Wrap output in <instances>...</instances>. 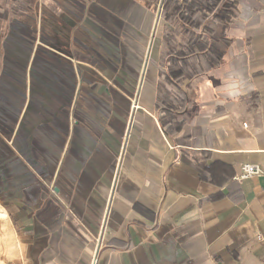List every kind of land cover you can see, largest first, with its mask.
I'll use <instances>...</instances> for the list:
<instances>
[{
    "label": "crops",
    "instance_id": "obj_1",
    "mask_svg": "<svg viewBox=\"0 0 264 264\" xmlns=\"http://www.w3.org/2000/svg\"><path fill=\"white\" fill-rule=\"evenodd\" d=\"M235 1L221 61L171 85L162 0H0L17 262L264 264V0Z\"/></svg>",
    "mask_w": 264,
    "mask_h": 264
},
{
    "label": "trees",
    "instance_id": "obj_2",
    "mask_svg": "<svg viewBox=\"0 0 264 264\" xmlns=\"http://www.w3.org/2000/svg\"><path fill=\"white\" fill-rule=\"evenodd\" d=\"M236 12L235 0H164L162 19L176 23L183 31L182 45L166 41L169 59L167 70L161 72L165 82L179 84L190 77L196 71L190 64L200 65V59L209 66L218 64L223 56L220 43L224 45L227 41L219 31H211L205 19L211 15L214 22L222 24L217 27L224 29L236 17ZM175 88L181 95L182 90L176 85ZM164 92L168 93L166 89Z\"/></svg>",
    "mask_w": 264,
    "mask_h": 264
},
{
    "label": "rangeland",
    "instance_id": "obj_3",
    "mask_svg": "<svg viewBox=\"0 0 264 264\" xmlns=\"http://www.w3.org/2000/svg\"><path fill=\"white\" fill-rule=\"evenodd\" d=\"M163 1L160 4L161 19L163 11ZM165 30L168 31L165 35V42L170 41V44H177L178 42L182 45V37L178 38V32L180 28L176 26L175 29L170 30L167 24L171 26L175 25L174 22H164ZM177 25V24H176ZM175 30V31H174ZM176 35V36H175ZM169 58H167L168 61ZM5 170L2 163H0V264H20L17 260L20 258L28 257L30 253V247L28 245V236L20 234V227L15 223V220L8 218L7 214L3 211L2 202L4 200L3 190L4 185L10 184V182L3 180ZM19 258V259H18Z\"/></svg>",
    "mask_w": 264,
    "mask_h": 264
},
{
    "label": "built area",
    "instance_id": "obj_4",
    "mask_svg": "<svg viewBox=\"0 0 264 264\" xmlns=\"http://www.w3.org/2000/svg\"><path fill=\"white\" fill-rule=\"evenodd\" d=\"M244 125H246V123H244ZM244 171H245L244 176L253 172L252 167H250V166H245Z\"/></svg>",
    "mask_w": 264,
    "mask_h": 264
},
{
    "label": "clouds",
    "instance_id": "obj_5",
    "mask_svg": "<svg viewBox=\"0 0 264 264\" xmlns=\"http://www.w3.org/2000/svg\"><path fill=\"white\" fill-rule=\"evenodd\" d=\"M231 87H232L233 90H235L238 86L233 84Z\"/></svg>",
    "mask_w": 264,
    "mask_h": 264
}]
</instances>
